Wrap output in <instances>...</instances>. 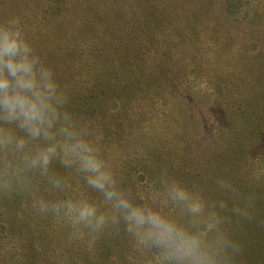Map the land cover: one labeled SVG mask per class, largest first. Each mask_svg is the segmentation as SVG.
<instances>
[{
  "label": "rangeland",
  "instance_id": "1",
  "mask_svg": "<svg viewBox=\"0 0 264 264\" xmlns=\"http://www.w3.org/2000/svg\"><path fill=\"white\" fill-rule=\"evenodd\" d=\"M13 16L65 93L93 88L106 101L105 119L74 116L122 187L143 202L166 169L206 200H226L234 264H264V0H0V22ZM68 173L66 197L102 201ZM221 178L254 197L251 219L230 212L241 202L217 187ZM23 246L24 260L0 264H158L122 228L91 247L69 236L51 258Z\"/></svg>",
  "mask_w": 264,
  "mask_h": 264
},
{
  "label": "clouds",
  "instance_id": "2",
  "mask_svg": "<svg viewBox=\"0 0 264 264\" xmlns=\"http://www.w3.org/2000/svg\"><path fill=\"white\" fill-rule=\"evenodd\" d=\"M68 103L20 18L0 22V197H23L25 206L38 214L64 220L71 238H87L89 247L122 228L139 250H154L158 264H234L240 244L229 234L226 200H206L165 169L154 182L159 188L138 202L131 189L119 184L94 131L68 110ZM57 162L81 176L102 201L47 198L41 182L56 193L68 188L54 169ZM216 185L241 202L231 213L251 219L252 195L242 197L222 178ZM168 207L178 208L187 219L169 215Z\"/></svg>",
  "mask_w": 264,
  "mask_h": 264
},
{
  "label": "trees",
  "instance_id": "3",
  "mask_svg": "<svg viewBox=\"0 0 264 264\" xmlns=\"http://www.w3.org/2000/svg\"><path fill=\"white\" fill-rule=\"evenodd\" d=\"M57 83L63 91L60 78H58ZM97 92L95 89L90 88L78 94L66 93L69 98L68 110L73 115L83 116L85 120L95 121L97 119H105L104 116L99 114V107L104 108L102 105L106 101L103 99L97 100L95 97ZM102 110L106 111L105 109ZM244 122L248 123V118H244ZM245 127L249 128L250 126L245 124ZM237 136L240 143H238L236 152L240 153L245 148V145L247 147V142L245 141L247 138L242 131ZM54 169L64 179L71 176L68 173L69 169L61 168L58 162L54 164ZM40 187L41 191L49 199H55L58 196L66 198L65 194H67V189H69L67 188L65 193H56L54 190L49 189L43 182H41ZM69 231L70 229L64 220L51 214L40 215L30 207L25 206L23 197L15 196L11 199L0 197V246L4 247L0 251V258L7 260L17 259V262H21L25 256L24 246L22 247L23 244L32 249L38 246L42 255L50 257V247H55L58 241L61 243L62 241L65 242L70 236ZM24 236H27V242L23 239ZM19 246L22 247L21 253L15 250L20 248ZM104 254H106V251L102 250L101 253L96 254V257L102 258Z\"/></svg>",
  "mask_w": 264,
  "mask_h": 264
}]
</instances>
